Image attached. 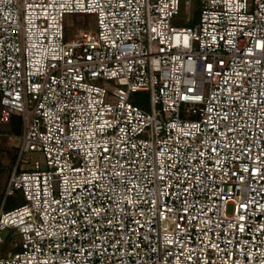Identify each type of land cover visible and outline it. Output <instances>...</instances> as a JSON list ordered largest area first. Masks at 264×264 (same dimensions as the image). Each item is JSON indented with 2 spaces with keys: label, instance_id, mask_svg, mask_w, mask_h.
<instances>
[{
  "label": "built area",
  "instance_id": "obj_1",
  "mask_svg": "<svg viewBox=\"0 0 264 264\" xmlns=\"http://www.w3.org/2000/svg\"><path fill=\"white\" fill-rule=\"evenodd\" d=\"M181 1L0 0V264H264V0Z\"/></svg>",
  "mask_w": 264,
  "mask_h": 264
},
{
  "label": "rangeland",
  "instance_id": "obj_2",
  "mask_svg": "<svg viewBox=\"0 0 264 264\" xmlns=\"http://www.w3.org/2000/svg\"><path fill=\"white\" fill-rule=\"evenodd\" d=\"M199 11V0H191L189 8L184 1H181L179 4L178 13L173 18L172 22L173 24L180 27L192 26L198 22ZM187 17L190 23L186 21ZM94 23V18L87 14H66L64 16L65 40L73 37L78 27L84 28L87 27L88 24L90 27H94ZM134 96L136 95L133 94L131 98L133 99ZM15 125L16 122L0 124V210H7L22 203V198L18 193L4 198V191L8 182V178L17 164L19 146L23 133L21 122L18 133H15ZM27 156L29 155H25V157ZM31 157L33 160L39 159V156L36 153H33ZM230 211L231 207L229 206L228 212ZM2 236L4 241L0 245V256L6 252H14L10 244V239L16 238V235L11 237L8 236L7 231L3 232Z\"/></svg>",
  "mask_w": 264,
  "mask_h": 264
},
{
  "label": "trees",
  "instance_id": "obj_3",
  "mask_svg": "<svg viewBox=\"0 0 264 264\" xmlns=\"http://www.w3.org/2000/svg\"><path fill=\"white\" fill-rule=\"evenodd\" d=\"M136 96H134V102L140 106L146 107V94L145 93H135ZM11 123H15V133H18L20 130V118L17 116H12L10 121Z\"/></svg>",
  "mask_w": 264,
  "mask_h": 264
}]
</instances>
